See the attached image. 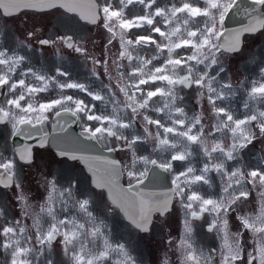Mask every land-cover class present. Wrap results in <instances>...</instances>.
<instances>
[{
  "label": "snow or ice",
  "instance_id": "obj_1",
  "mask_svg": "<svg viewBox=\"0 0 264 264\" xmlns=\"http://www.w3.org/2000/svg\"><path fill=\"white\" fill-rule=\"evenodd\" d=\"M118 2L119 6L113 0H0L3 17L72 14L102 28L107 36L100 58L89 53L83 37L59 31L51 38L40 37L36 29L27 31L20 45L31 47L30 41L36 40L41 46L71 49L91 62L93 76L103 74L109 81L102 91L90 90L71 80L66 70L57 68L48 75L26 66L27 57L0 48V191L14 190L20 209L19 218L9 219L0 206L3 264H56L57 244L68 264H138L126 243L108 235L104 220L93 210L94 197L104 202L106 213L121 215L133 231L145 234L179 204L184 212L182 233L167 240L178 264H264V155L255 167L241 162V154L250 145L264 144V67L258 78L234 81L227 77L223 59L238 55L246 37L264 34V0H250L243 7L242 0H170V6L164 7L157 0ZM132 4L142 5L144 13L128 17L124 9ZM237 9L247 22L228 30L226 17ZM114 45L118 50L108 55ZM149 47L152 55H140ZM180 86L196 90L198 110L191 116L179 106ZM50 87L58 90L57 95L40 99L39 94ZM68 90L85 93L103 108L85 103ZM238 91L246 96L242 116L224 104ZM154 97L159 101H153ZM149 111L165 116L154 118ZM69 118L81 123L83 140L95 142L109 154L125 153V157L89 154L77 146L82 143L80 137L65 136L57 142L55 155L82 165L91 174L92 192L77 197L74 177L59 184L54 175L41 172L38 187L44 195L33 204L21 171L33 167L38 154L50 147L45 126L51 123L53 131L67 133ZM137 123L142 124L143 134L136 132ZM21 137L25 143L19 145L16 140ZM149 139L154 152L169 154L166 159L138 154L137 146ZM193 147L204 157L199 174L191 163L177 172L173 162L190 161ZM230 161L237 163L230 166ZM149 165L171 173L172 187L147 190ZM211 172L221 179L218 197L193 187L211 188ZM253 193L255 204L244 211ZM69 206L77 215L68 212ZM206 217L207 231L221 241L218 248L207 251L194 245L192 223ZM230 220L237 222L235 230ZM161 264H172V260L165 254Z\"/></svg>",
  "mask_w": 264,
  "mask_h": 264
},
{
  "label": "rangeland",
  "instance_id": "obj_2",
  "mask_svg": "<svg viewBox=\"0 0 264 264\" xmlns=\"http://www.w3.org/2000/svg\"><path fill=\"white\" fill-rule=\"evenodd\" d=\"M113 3L114 6H119L118 0H113ZM157 3L161 7L170 6V0H157ZM124 11L131 18L143 14L145 9L140 4H132L127 6ZM159 19L157 18V20ZM33 29H36L38 35L42 38L54 37L57 31L61 34L67 33L68 35H73L76 38L83 37L89 53L100 58L104 54L103 45L106 42L107 36V33L102 28L89 25L70 14L65 16L57 14L56 16L49 17L32 14L27 16L21 14L13 17L0 16V48L7 49L10 53H17L27 57L25 61L26 66L48 75L55 74L57 68L62 71L66 70L71 80L85 84L90 90L102 91L104 86L109 83L106 75L102 74L99 78L93 76L91 62L80 54L73 52L71 49L60 45L56 47L41 46L36 40L30 41L31 47H22L20 41L24 39V34ZM135 31L140 34H147L145 29H137ZM153 35L158 34L153 33ZM117 50L118 45H114L108 55H112ZM152 54L153 52L150 47L140 51V55L143 56H150ZM223 59L225 67L228 69L227 77H231L232 80L235 81L243 77H248L249 79L258 78L260 69L264 67V34L246 37L245 46L238 55L226 56ZM97 71L102 72L100 68H97ZM64 79H68V77ZM68 91L70 94L83 99L85 103H94L103 108L99 101H92L85 93L79 92L78 90ZM195 91L194 88L178 87L179 95L183 98L178 102L179 106L184 107L189 116L198 110ZM57 92V89L50 87L48 92L39 94V98L47 100L57 95ZM159 99V97H154L153 101H159ZM245 99V94L238 91L236 95L224 101V104L230 106L234 114L242 116L245 112L243 108ZM156 106L160 105L157 104ZM148 114L154 118L165 116L164 113H154L151 111ZM208 114L207 104H205V116L207 117ZM165 122H167L166 118ZM135 130L137 133L143 134L142 124L137 123ZM137 151L140 155L149 156L151 159L156 158L158 161L166 159L169 155L168 153L154 152L153 142L150 139L139 144ZM193 152L194 155L190 158V161L173 162V167L177 172L184 170L191 163L197 169V174H199V169L203 166L204 157L195 147H193ZM117 154L120 159L125 157V153L120 152ZM44 155L46 159L53 158L51 151H45ZM241 155L243 156L242 163L252 167L258 166L260 164L259 158L264 155V144L257 141L245 149ZM236 163V161H230L229 165L235 166ZM65 170H69L71 177L73 175L82 177L81 189H83V194L86 195L92 192L93 186L90 183V177L84 172L82 166L77 167L73 163L72 167H66ZM208 175L212 181L211 188L204 184L194 185L193 187L199 190L201 194H212L218 197L222 193L220 176L215 172H211ZM169 179L172 183L171 173H169ZM94 198L96 200V206L93 210L96 215L104 220L108 235L113 241L126 243L132 255L137 259L138 264H161V260L165 254L172 260V264H178L177 254L169 249L167 240L170 237L174 239L179 238L182 233L184 212L179 204L175 206L166 219L156 221L152 231L145 234L133 231L121 215L117 213H106L104 211V202L99 197ZM252 198H256L255 193H253ZM253 206L249 205L244 211H250ZM75 210L71 207L68 209V212L72 215H77ZM206 219L208 218L193 220L192 222L194 228V245L198 249L202 248L205 251L218 248L221 243L220 239L214 233L207 231ZM230 226L235 230L238 225L235 220H230ZM54 259L56 264H68L67 258L62 254L60 249H54Z\"/></svg>",
  "mask_w": 264,
  "mask_h": 264
},
{
  "label": "flooded vegetation",
  "instance_id": "obj_3",
  "mask_svg": "<svg viewBox=\"0 0 264 264\" xmlns=\"http://www.w3.org/2000/svg\"><path fill=\"white\" fill-rule=\"evenodd\" d=\"M48 128H50L51 123L47 124ZM45 151H51L53 154V158L46 159L44 153ZM73 162L67 161V160H59L56 155L55 151L52 148H48L43 150L38 154L36 164L31 168H25L21 171V177H22V183L25 189V192L28 193L31 197V202L33 204H36L42 200V197L44 195V189L42 187H38L39 182V174L41 172L44 173H51L55 176L57 179V182L59 184H64L67 182V178L71 177V174H69V170H65L66 167H72ZM74 166H76L74 164ZM81 167V166H80ZM72 177L75 178L76 185H77V197H81V194L83 192V189H81V180L82 177H77L76 175H73ZM86 177V175H85ZM87 184V182H86ZM14 191V190H12ZM12 191L4 190L0 191V206L5 208L6 215L9 219L13 218H19L20 217V209L16 204V201L14 199V196L12 194ZM256 195V194H255ZM253 197V196H252ZM256 198H251V202H249L250 206L254 205ZM71 206H69L68 209H70ZM75 210V209H74ZM77 213V210H75ZM61 215H66L65 213H62ZM27 223L30 225L31 221H27ZM42 223L44 226H47L48 218H42ZM60 249L59 245H55L54 249ZM61 250V249H60ZM6 259L3 252H0V264H3L4 260Z\"/></svg>",
  "mask_w": 264,
  "mask_h": 264
},
{
  "label": "water",
  "instance_id": "obj_4",
  "mask_svg": "<svg viewBox=\"0 0 264 264\" xmlns=\"http://www.w3.org/2000/svg\"><path fill=\"white\" fill-rule=\"evenodd\" d=\"M249 5H250V0H242V7ZM247 19L248 18L243 14L241 9L233 10L226 17L225 27L228 30L238 29L247 22ZM69 124L70 126L67 129V133L53 131L52 126H50V128H48V125L45 126L46 130L50 133V148H52L55 151V153L57 151L56 148L57 142H59V140L63 139L65 136H69L73 139L80 137V133L82 132V128L80 127V122H73L72 119L69 118ZM80 139L82 143L77 146L82 149H85L89 154L111 155L112 158L120 159L117 153H112V154L106 153L101 148V146L96 145L95 142L83 140V137H80ZM16 143L22 145L23 143H25V141L21 137L16 140ZM152 159H156V158H152ZM149 168L151 169L149 173V180L145 181V187L147 190L161 192V191H167L169 188L172 187V183L169 179V173H166L161 169L154 168L151 165H149ZM84 170L89 175L90 183H91V174L88 173L85 168Z\"/></svg>",
  "mask_w": 264,
  "mask_h": 264
}]
</instances>
